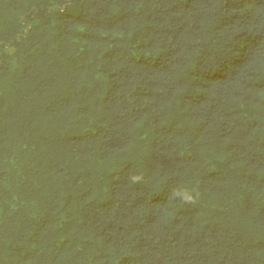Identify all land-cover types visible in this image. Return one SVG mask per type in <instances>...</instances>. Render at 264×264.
I'll return each mask as SVG.
<instances>
[{"label": "trees", "instance_id": "obj_1", "mask_svg": "<svg viewBox=\"0 0 264 264\" xmlns=\"http://www.w3.org/2000/svg\"><path fill=\"white\" fill-rule=\"evenodd\" d=\"M0 264H264V0H0Z\"/></svg>", "mask_w": 264, "mask_h": 264}, {"label": "clouds", "instance_id": "obj_2", "mask_svg": "<svg viewBox=\"0 0 264 264\" xmlns=\"http://www.w3.org/2000/svg\"><path fill=\"white\" fill-rule=\"evenodd\" d=\"M139 179H140V177H133V181H134V182L138 181ZM184 199H185L186 201H191V197H189V196H185Z\"/></svg>", "mask_w": 264, "mask_h": 264}]
</instances>
